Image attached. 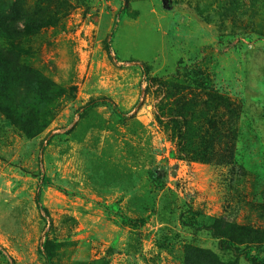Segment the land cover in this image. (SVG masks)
I'll use <instances>...</instances> for the list:
<instances>
[{"label": "rangeland", "instance_id": "rangeland-1", "mask_svg": "<svg viewBox=\"0 0 264 264\" xmlns=\"http://www.w3.org/2000/svg\"><path fill=\"white\" fill-rule=\"evenodd\" d=\"M212 232L264 257V0H0V264H250Z\"/></svg>", "mask_w": 264, "mask_h": 264}, {"label": "trees", "instance_id": "trees-1", "mask_svg": "<svg viewBox=\"0 0 264 264\" xmlns=\"http://www.w3.org/2000/svg\"><path fill=\"white\" fill-rule=\"evenodd\" d=\"M112 108L115 112H117V108H115V106H113ZM150 176L152 179H155L154 174H151ZM40 182H41V187H51V182H50L49 178H47L45 176L41 177ZM40 193H41L40 191L37 193V198H36V204L38 205V207H40V205H41V194ZM197 227H199V226H197ZM212 233L215 237H217L219 239V247L221 249L231 250L235 256L243 257L250 264H264V257L253 254V249L251 248V246L246 247L243 250H239V249L235 248L232 240H230L226 237H222L219 234H215L214 232H212Z\"/></svg>", "mask_w": 264, "mask_h": 264}]
</instances>
